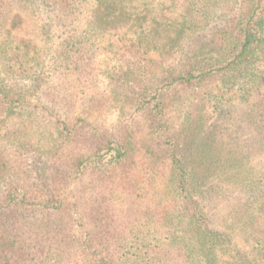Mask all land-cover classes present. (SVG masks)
<instances>
[{"label":"trees","instance_id":"1","mask_svg":"<svg viewBox=\"0 0 264 264\" xmlns=\"http://www.w3.org/2000/svg\"><path fill=\"white\" fill-rule=\"evenodd\" d=\"M150 7L142 0H0V126L2 117L35 112L34 102L51 98L45 69L52 64L55 84L70 83L75 98L129 109L104 129L59 120L56 142L43 152L49 162L35 174L0 163V264L264 260V0L177 3L179 20L162 39ZM196 18L215 32L184 42ZM146 24L150 33H137ZM53 38L61 41L39 44ZM101 51L110 67L95 71ZM122 52L135 59L129 69L117 67ZM234 99L245 106L239 118L220 108ZM40 108L56 111L51 100ZM213 112L224 127L209 126ZM241 129L248 147L230 137ZM15 152L28 149L20 144ZM90 180L96 185L88 194ZM137 196L143 200L133 209Z\"/></svg>","mask_w":264,"mask_h":264},{"label":"rangeland","instance_id":"2","mask_svg":"<svg viewBox=\"0 0 264 264\" xmlns=\"http://www.w3.org/2000/svg\"><path fill=\"white\" fill-rule=\"evenodd\" d=\"M184 1L185 0H142V3L147 2L151 6L150 8L154 9V14L150 15V19L154 22H157L156 29L158 30V33L156 32V34L159 35L160 38L161 35L172 32V27L170 24L179 20L175 18L176 11L174 6L177 3L184 4ZM195 20L197 21L196 24H194L193 28L188 27L183 41H187V36L192 35V33L199 34L198 36H200V39L203 40H209L212 38V35L215 32V29H211L212 23H209L202 18H196ZM159 24H161L163 27L160 28ZM147 26L148 24H146L144 28H138L137 33H150L151 27ZM60 41L61 39L56 38L44 39L40 40L39 44L43 47L44 45L56 46ZM50 53L52 57L55 56L54 51ZM99 53L100 55L97 56V61L92 62L95 71H98V68L103 69L110 67L105 65L107 61L105 58L108 56L107 52L101 51ZM150 55L152 57H157V51H152ZM56 58L58 60V56ZM118 58L117 67L122 68L123 70L129 69L135 61L133 57L129 56L128 54H123V52L118 56ZM54 67L55 65L52 64L50 67L45 69V71H47L45 74L46 81H48L47 85H49L53 90L51 98L47 99L45 102H34L32 104L34 105L33 107L39 108L35 110V112H25L21 115H12L9 118H1V121L3 122V126H0L1 164L6 162L9 163V166L11 164H15L23 169L26 168L31 170V172L35 174V171H37L39 168H44V165H47L44 163L49 162V159L44 156L43 152L52 147V145H54L56 142V128L59 120L71 122L78 121V119L85 120V125L83 126L82 130L87 131L91 127L97 126L100 129H104L109 128L114 124H118L119 121L123 119V116L129 112V109H127L124 114H122V110L120 109L121 103L119 102H111L109 107H104L103 104L99 103L98 101H90L88 97L75 98V96H73V94L75 95L74 89L67 88L71 85L70 83L63 85L62 83L65 81L59 80L58 83L55 84L57 77L53 76ZM215 84L214 86H217V84ZM214 86L213 91L215 92L219 88H214ZM98 88H100L99 90L101 91L105 90V82L101 81L98 85ZM203 91H205L204 88L203 90H198L200 93ZM71 95L72 97H70ZM50 100L52 101L53 106L56 107V111H53L51 114L43 111L40 108L41 106H46V104H49ZM195 103H197L196 106H198L197 99ZM207 106H209V104H207ZM220 108L224 110H230L231 115H229V118H239L245 106L241 102H238L237 99H234L233 102L226 101ZM212 115L213 116H209L208 118L209 126L213 128L217 126L222 128L224 125H226L227 121L224 120L223 115L220 117L217 112H213ZM230 137L232 140H239L240 148L246 147V141L248 139L246 130L241 129L240 132H233ZM222 138H229L228 134L223 135ZM20 144H22L24 148H27L28 152L18 156L15 151ZM248 149L250 150L248 151ZM253 151L254 149L250 147L245 149L246 153H253ZM50 165H54L53 160L50 161ZM89 182L90 184L87 183L85 188L88 194L91 193L92 187L96 185V183L94 184V182L91 180ZM142 200V196H137L135 198V206L133 209L139 207ZM117 209L123 210L121 207H117ZM220 212L221 214L223 213L222 211ZM75 215L77 217H82L80 210L75 211ZM101 217L105 220V215H101ZM214 217L217 220L219 218V216ZM215 223L219 225L218 221ZM148 232L151 233L152 231L149 230ZM155 242L161 241L157 239ZM221 259L225 262V264H233L232 259H230L228 256H223ZM257 264H264V260L257 262Z\"/></svg>","mask_w":264,"mask_h":264}]
</instances>
